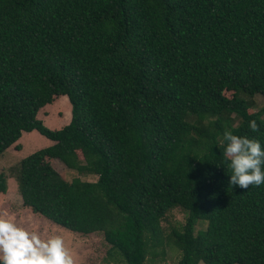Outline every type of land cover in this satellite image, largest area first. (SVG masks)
Listing matches in <instances>:
<instances>
[{
    "label": "trees",
    "instance_id": "obj_1",
    "mask_svg": "<svg viewBox=\"0 0 264 264\" xmlns=\"http://www.w3.org/2000/svg\"><path fill=\"white\" fill-rule=\"evenodd\" d=\"M256 94L264 0H0V155L22 132L52 141L13 169L21 204L100 232L117 264L167 244L171 264H264V184L230 186L220 146L229 130L264 147ZM58 96L69 120L50 129L36 114ZM52 159L96 179L64 181ZM175 207L184 221L163 236Z\"/></svg>",
    "mask_w": 264,
    "mask_h": 264
},
{
    "label": "rangeland",
    "instance_id": "obj_2",
    "mask_svg": "<svg viewBox=\"0 0 264 264\" xmlns=\"http://www.w3.org/2000/svg\"><path fill=\"white\" fill-rule=\"evenodd\" d=\"M223 95L230 97L231 91H223ZM250 103L249 111L259 109L264 103V97L253 95L247 100ZM68 101L65 96L55 97L51 103L46 104L37 111L36 117L50 129H58L57 126L68 120ZM264 117V115H262ZM189 121H192L190 117ZM36 131L22 132L14 144H18L15 149L13 144L0 155V172L5 175V192H0V218L14 223L17 227L23 228L28 232H36L42 240H47L53 236H60L64 240L65 248L72 255L74 264H117L108 256V244L103 240L100 232L83 235L66 230L52 224L38 215L29 212L21 205V198L17 191L15 177L12 176L17 162L22 157L36 150L37 147H46L49 142ZM38 149V148H37ZM51 166L55 169L64 181H70L72 178L80 180L94 181V174H78L73 170L66 168L57 159L50 161ZM184 212L178 207L169 209L164 217L160 220L162 235H169L171 229H178L184 221ZM204 222H198L195 230L203 229ZM62 231L65 234H53V232ZM159 248H157L158 250ZM179 257L178 250L170 244L164 246V253L156 256H147L148 264H171ZM198 264H206L198 261Z\"/></svg>",
    "mask_w": 264,
    "mask_h": 264
},
{
    "label": "clouds",
    "instance_id": "obj_3",
    "mask_svg": "<svg viewBox=\"0 0 264 264\" xmlns=\"http://www.w3.org/2000/svg\"><path fill=\"white\" fill-rule=\"evenodd\" d=\"M248 127L259 131L256 120L248 121ZM220 146L231 170L230 186L249 189L264 184V147L258 140L225 130ZM0 264H74V260L62 237L42 240L36 232L0 218Z\"/></svg>",
    "mask_w": 264,
    "mask_h": 264
},
{
    "label": "crops",
    "instance_id": "obj_4",
    "mask_svg": "<svg viewBox=\"0 0 264 264\" xmlns=\"http://www.w3.org/2000/svg\"><path fill=\"white\" fill-rule=\"evenodd\" d=\"M66 98V97H65ZM68 109H69V105H68ZM40 110V109H39ZM38 110V111H39ZM68 120H69V110H68ZM43 120V118L41 117V121ZM68 120L67 121H65L63 124H66L67 122H68ZM43 122V121H42ZM44 124H45V122H43ZM63 124H61V125H59V126H57V128H59L60 126H62ZM32 131H34V130H32ZM45 140V142H49V145L50 144H52V141H50V140H48V139H44ZM37 148H40V147H37ZM36 148V149H37ZM22 205V204H21ZM24 208H26L29 212H31L30 211V209L28 208V207H26V206H23ZM33 213V212H32ZM33 214H36V215H38L40 218H42V219H44V220H46V221H48V222H50L48 219H46V218H44L43 216H41V215H39V214H37V213H33ZM50 223H52V222H50ZM52 224H54V223H52ZM56 225V224H55ZM58 226V225H57ZM59 228L61 227V226H58ZM63 228V227H62ZM61 229V228H60ZM65 229V228H64ZM67 230V229H66ZM52 231V230H51ZM53 232V234H60V233H62V234H65L64 232H62L61 230L60 231H57V232H54V231H52ZM77 233V232H76ZM78 234H80V233H78ZM89 234H91V233H89ZM87 235V234H86Z\"/></svg>",
    "mask_w": 264,
    "mask_h": 264
}]
</instances>
